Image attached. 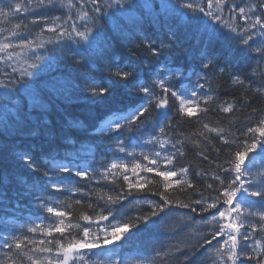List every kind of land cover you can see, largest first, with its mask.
Segmentation results:
<instances>
[{"label":"trees","instance_id":"1","mask_svg":"<svg viewBox=\"0 0 264 264\" xmlns=\"http://www.w3.org/2000/svg\"><path fill=\"white\" fill-rule=\"evenodd\" d=\"M108 2L110 0H99L102 10L103 5ZM154 2L159 3L160 0ZM172 2L176 3L178 0ZM262 2L264 0H228V5L241 4L242 7L248 8ZM17 3L30 7V11L0 15V32L3 30L5 33V36L2 33L0 37L5 38L4 41L0 40V44H11L10 40L16 36L32 38L33 43L31 47L11 44L12 47L0 51V81H3L0 85V262L8 264L11 259H19L23 264H31L28 256L40 260H44L45 257L56 259L57 242L70 237L68 232H65L63 237L57 232L47 234V228L56 224L55 217L53 218L46 210L42 212L38 207L40 202L53 203V207L58 210L70 211L71 216L64 217L65 224L79 222L81 227L87 226L89 222L79 221V216L86 213L95 218L99 210L104 208L105 202L100 199L102 196L116 197L122 192L127 195L128 181L123 179V176L127 175L133 183L139 179L145 184V188L142 191L132 189V195L123 201L125 208L122 211L125 212L126 219L147 214L151 206L146 201L150 200L155 204L161 202V197L156 193L163 190V178L156 172H147L146 167H155L157 171H177L178 175L172 178L174 181L181 179L179 169H188L186 179L190 181L192 187H180L174 183L165 193L170 199L183 203L201 199L215 202L222 187L215 177H221L225 185L233 178V174L225 172L224 169L229 168V162L234 159V152L242 148L243 141L245 139L251 141V136L244 135L246 129L255 127L260 119H264V95L247 87L250 80L253 82V89L259 87L260 82L264 80V61L260 60L258 54L252 53L254 58L243 62L229 57L235 66L220 72L219 68L225 66L227 45L223 41H217L209 50L220 57L218 66L201 71L197 57L204 45L203 29L197 31L195 27L188 26L187 17L178 11L170 9L165 14L158 9L138 8L134 10V16L142 17L145 21L143 31L136 28L134 19L120 14L112 16L111 19L106 16L95 20L93 35L96 29L101 30V35L87 54L93 59V63L89 64L86 63V56L78 54V50L86 48L88 42L81 41L77 44L79 38L73 39L68 35H62L61 29L71 32L73 22L80 31L84 30L82 27L84 23H87L88 27H93L90 21L77 19L81 11L89 12L90 16H98L92 11L91 0H72L75 6L71 8L68 7V0H53L54 6L47 5L45 0L44 7L36 6V0H32L31 4L29 0H0V5L5 7V13L9 12L8 7ZM228 5H225L223 19L233 24L237 32L243 35L241 30L248 25L238 12L230 13ZM107 11L110 13L112 10ZM254 11L261 15L262 10L258 7ZM248 15L251 22L252 13L249 12ZM57 17L59 19H56ZM16 25L20 27L17 28ZM169 26L176 31L181 43L180 50L173 56L174 62L185 67L188 73V79L183 81L182 87L198 93L196 98H188L199 100L202 96H212L213 99L207 103L199 100L196 114L191 117L177 114V107L174 106L171 126L165 128L163 134L158 130L146 128L142 130L143 134L133 132L119 137L124 141V146L130 145L138 134L170 141L168 143L170 155L175 154V160L172 165L157 167L151 164V160L143 159L141 153L120 152L116 130L108 129L107 122L114 118V113L120 114L118 110L122 109L126 113L139 106V103H132L135 97L118 88L113 97L93 100L87 97L83 89L90 76L101 74V65L108 57H99L95 52L97 49H104L106 42L112 43L108 50L111 56L122 63L137 64L147 69L150 67L151 57L136 45H140L141 40L147 37H151L154 45L161 41L166 43ZM114 27L117 30H114ZM51 28H56V31H51ZM6 30L11 33L10 37L6 36ZM250 31L258 32L259 29ZM13 32L16 35H13ZM257 38L254 37V40L257 41ZM36 57H40V60L46 59L49 66L43 71H38V76L35 75L37 72H33V76L18 79L22 72H32L29 65L35 60L38 61ZM192 72L199 73L201 78L198 80L195 75H191ZM103 75H107V72ZM233 75H239L245 84H234ZM25 83L31 86L24 88ZM198 83L204 87L197 88ZM4 85H7V88ZM176 87L179 88L181 85ZM171 103L173 101L170 98ZM228 104L234 105L233 110L222 111ZM203 108H207V112H201L200 109ZM205 124L210 128L223 129L224 138L229 143L225 144L215 132H209L204 127ZM38 140L39 145L36 144ZM85 150L90 152L89 161H86L88 164L86 162L81 164L78 157ZM23 153L32 156L33 164L38 171L33 172L19 159ZM52 157L64 164L71 161L73 172L86 170L89 176L80 178L61 173L51 178L44 177L42 172L53 167L50 163ZM249 158L252 160L249 165L252 172L264 173V156L250 153ZM112 163L127 164L128 170L110 169ZM136 163L142 165V168L137 169L134 174L131 169ZM53 182L61 184L62 190L55 191L48 187ZM210 184L211 188L208 187ZM251 199L253 202L259 200L257 197ZM193 207L197 208V211L193 212L173 204L172 211L165 219L159 221L156 227L145 229L140 225L139 231L133 229L132 232L126 233L124 239L108 246L112 250L104 253L102 257L104 264H112L111 260L123 264H128L130 260L132 264H226L217 249L227 252L224 241L228 239L229 229L225 228L224 234L215 239L213 235L227 220L219 218L218 215L216 221L211 219L212 215L217 214V209L201 213L199 205L193 204ZM227 207L222 201L217 205L221 211ZM249 210L256 213L264 211V207L259 203H253ZM31 211L34 213L31 214ZM165 211L168 212V209ZM103 214L106 215L107 212ZM30 215L44 218V221L37 225L35 232L30 231L32 227L20 228L11 224L12 221L21 222V219H27ZM107 223L100 222L101 226H106ZM249 224L257 225L255 232ZM261 224H264V221H261L258 215L246 220L240 233L247 230L250 238L245 241L238 235V246L257 247L254 242L259 241V247H264ZM92 230L96 231L94 226ZM68 231L77 239L82 235L79 228ZM25 236L28 240L24 241L22 251L18 252L15 247L11 249L7 247L8 243L23 240ZM205 238L211 241L210 245L204 244ZM42 240L45 241L44 245L39 244ZM49 241L51 243H48ZM40 246L51 247L53 251L35 252L34 249ZM177 246L181 248L180 253L175 250ZM79 251L87 260L88 250ZM134 256L138 260L134 259ZM69 264H72L71 260ZM77 264L81 262L77 261Z\"/></svg>","mask_w":264,"mask_h":264},{"label":"snow or ice","instance_id":"2","mask_svg":"<svg viewBox=\"0 0 264 264\" xmlns=\"http://www.w3.org/2000/svg\"><path fill=\"white\" fill-rule=\"evenodd\" d=\"M32 3V0H29ZM93 4V13L98 14V16H90L89 12L81 11L77 19L81 21H90L93 27H88L87 23H84L82 27L83 31L77 30L76 24L73 22L71 25L72 31L68 32L66 29H61L62 35H68L70 38H79L77 44L81 41L88 42L87 47L82 51L78 50V54L81 56H86V63H93L91 56L87 54L92 50L93 43L101 35V30L96 29L95 35H93V30L95 26V20L98 18L108 17L111 19L112 16L117 14L124 15L130 19H134L136 28L139 31H143L144 23L142 17H135L134 10L138 8L145 9H158L161 13H167L170 9L180 12L182 16L187 17V25L190 27H195L197 31L203 29L202 37L204 41L203 47L199 51L197 57L199 64L198 67L203 71L204 69H209L210 67L216 68L218 66L217 62L220 57L214 52L210 51V46L215 44L217 41H223L227 45V56L225 57V66L219 68L220 72L226 71L229 67H234L232 60L229 57L234 58L237 61L243 62L247 59L254 58L252 53H257L261 61H264V2L259 5H250L248 8L238 7L234 4L228 5V0H178V2L173 3L172 0H160L159 3H155L154 0H110V2L105 3L102 6L99 0H91ZM47 5L54 6L53 0H47ZM225 5H228L229 12H238L242 19L245 20L248 25L246 28L242 29L243 35L237 32V28L229 23L227 20L223 19V13ZM36 6L44 7L45 0H36ZM72 0H68V7H74ZM259 8L262 10L261 15L255 13V9ZM107 10H112L110 13ZM10 12L30 11V7L22 6L21 4H16L10 6ZM252 13V19L248 13ZM4 11L0 9V15H5ZM56 19H59L58 17ZM70 19V18H69ZM38 22V21H36ZM15 27L19 28L20 25ZM259 29V31H250ZM227 29V31H225ZM51 31H56V28H51ZM114 30H117L114 27ZM16 35L15 32L12 33ZM167 42L161 41L159 44L154 45L151 42V37L142 39L140 45H136L138 48H142L144 51L149 53L151 57L150 67L144 69L137 64H129L126 62H121L117 58L113 57L109 53V49L112 47L111 41L106 42L104 49H97L95 55L99 57L108 58L105 63L101 65V74L99 76H90L85 83L83 91L89 99L93 100H104L113 97L117 89H123L129 96L135 97L132 101L133 104L139 103L138 107H133L130 111L126 113L121 109L118 110L120 114L114 113V118L109 120L108 129H115L117 135V146L119 151L124 152L126 148L124 147V141L119 139L121 136H125L127 133L141 132L143 129L158 130L159 133L163 134L165 128L171 126V114L172 108L177 107V114L185 116H193L196 114L197 108L199 106V100H203L205 103L213 99L212 96H202L198 99H189L187 97L196 98L198 96L197 91L183 88L182 84L185 79H188L187 69L183 66L176 65L173 59L175 53L180 50L181 43L179 42V37L172 26H169V30L166 34ZM91 37V42H90ZM254 37H259L260 40H254ZM252 42V43H250ZM32 41H24L23 44L31 47ZM258 43L259 46L253 47V44ZM12 47L11 44H0V51ZM40 60V57H36ZM30 69H36L37 64L33 63L29 65ZM15 71V69H13ZM255 71V70H253ZM107 72V75H103ZM145 73L147 75H145ZM34 73L31 71L22 72L20 78L33 76ZM36 76L39 73H35ZM191 75H195L199 80L201 77L199 73L192 72ZM233 83L238 85H244L245 81L240 78L239 75H233ZM3 81H0V85ZM172 85V86H170ZM176 85H181L177 88ZM31 85L25 83L24 88H29ZM7 88V85H4ZM197 88H203L204 85L197 84ZM247 87L254 90L260 95H264V80L260 82L259 87L253 89V82L250 80ZM159 90V92H157ZM9 95H15V93H9ZM170 98L173 103L170 104ZM127 107V106H126ZM234 105L228 104L227 107H223L222 111L231 112ZM207 108L200 109L201 112H207ZM204 127L209 132H215L217 136L228 144L229 141L224 138L223 129L210 128L207 124ZM244 135L251 136V141L248 139L243 141L242 148L234 152V159L229 162V168L224 169L227 173H232L233 178L230 179L225 185V181L221 177L216 176L215 179L222 186L220 189V195L217 197L215 202H206L205 200H195L190 203H183L179 200L170 199L165 193L172 188L173 184L180 187H192L190 181L186 179L188 169H179V176L181 179H172L178 175L177 171L164 170L157 171L155 167H146V171L149 173L156 172L159 177H162V191L156 193L161 197V202L155 204L152 201H146L151 206L150 212L147 214L133 217L131 219H126L125 212L122 209L125 208L123 201L127 200L128 196L132 195V189L137 191H142L145 188V184L141 183L138 179L133 183L127 175L123 176L125 181H128L127 195L120 193L116 197L108 195L105 197H100L104 200V208H101L95 218L89 216L86 213H82L79 216V221H88L87 226L81 227L80 223L76 224L64 223V217H70V211H60L57 208L46 206V211L50 214H54L56 217H60L58 223L52 227L47 228V234L52 235L53 232L60 233L63 237L65 232H68V237L62 238L58 241V247L56 248L57 257L55 260L50 257H45L44 260L35 258L34 256H28V260L31 264H77L80 261L81 264H104L102 259L104 253L110 252L109 245H114L116 242L124 239L126 233L132 232L133 229L137 231L140 230V225H143L145 229L150 227H156L158 222L165 219L167 215L172 211V205H178L181 208H188L191 211H197V208L193 207V204L199 205V211L209 212L211 209H217V214L212 215L211 219L213 221L217 220V215L219 218L226 219L227 222L222 225L219 230H217L213 239L222 236L224 234V229H229L228 239L224 241L227 246V252H223L221 249H217L218 254L221 255L222 259L225 260L226 264H264V247H259L260 242L255 241L254 243L257 247L248 248L247 246H238L237 236H240L241 240H248L249 234L247 230L244 233H240V229L244 227L246 220H250L253 216L258 215L261 221H264V211H259L253 213L249 210V206L253 203H259L264 207V173H253L250 164L252 160L249 158L250 153H255L264 156V119H260L255 127H248ZM148 143L153 145L165 143H170V141H165L159 139L158 137H152ZM175 147V145H172ZM257 150H259L257 152ZM157 158H160V153H155ZM143 159L147 160L149 157L144 153H141ZM19 159L25 163L30 170L33 172L38 171V169L33 164V158L28 153H23L19 156ZM164 163L166 165L173 164L175 160V154L167 155L163 157ZM246 161L248 164L246 165ZM50 163L53 165L47 171L42 172L44 177H55L61 173H68L69 175H75L80 178H87L89 172L86 170H78L73 172V168L70 166L72 164L69 161L67 164L58 162L55 157H52ZM157 160H151L152 165H156ZM123 168L125 171L128 170L127 164H117L112 163L110 169H120ZM142 165L139 163L134 164L131 171L135 174L137 169H141ZM106 171H108L106 169ZM109 174H112L109 172ZM33 188L35 185L32 186ZM51 189L55 191H61L62 185L59 183H51L48 185ZM209 188L212 185H208ZM252 197L259 198L258 201L253 202ZM227 205V209L221 211L217 208L219 203ZM79 203V201H77ZM91 207V205H89ZM168 209V212L165 210ZM107 214H103L104 212ZM235 213V216L233 214ZM163 214V215H162ZM101 221H107L106 226H101ZM93 226L96 231H93ZM249 227L256 231V224H249ZM79 228L82 235L79 239L75 235H72L69 229ZM30 231H37L34 227ZM260 231L264 232V224L260 225ZM235 233V234H234ZM130 238V237H129ZM28 240V237H24L23 240H16L14 243H8L7 247L9 249L15 247L18 252L22 251V245L24 241ZM66 240V243H65ZM229 241L231 243L229 244ZM30 243L35 244V241H30ZM45 241H40V245H44ZM48 243H51L49 241ZM204 244L210 245L211 241L205 238ZM26 246V245H24ZM203 246V245H202ZM87 249V260L85 256L80 254L79 250ZM99 250V251H93ZM176 252L180 253L181 248L176 247ZM35 252L40 253H51L53 248L51 247H36ZM159 254V253H158ZM168 253H164L167 255ZM27 255V253H25ZM95 257V259H93ZM187 260V258H185ZM4 264V262H0ZM8 264H23L22 260L11 259ZM112 264H123V262L112 261Z\"/></svg>","mask_w":264,"mask_h":264},{"label":"rangeland","instance_id":"3","mask_svg":"<svg viewBox=\"0 0 264 264\" xmlns=\"http://www.w3.org/2000/svg\"><path fill=\"white\" fill-rule=\"evenodd\" d=\"M4 8H5L4 6L0 5V9H2L4 11L5 10ZM9 8L10 7L7 8L8 11H9ZM11 13L12 12L9 11L6 14L11 15ZM15 13H18V12H15ZM6 31H7L6 36L7 37H10L11 36V33L8 32V30H6ZM2 33L5 36V33L2 30V32H0V37H2L1 36V35H3ZM4 40H5V38L2 39V41H4ZM29 40L30 41H33L32 38H19V39H14V40L11 39L10 40V43L12 45H14V46H18V45L25 46L23 44V42L24 41H29ZM69 54H71V53H69ZM32 63L37 64V68L36 69H31L32 72L43 71L46 66H49V62L46 59H41V60H38V61L35 60V62H32ZM151 138L152 137L143 136L142 137V140L140 142H138V143H137V141H136V143L133 142L130 147H128V148L125 147V148H126L127 151H129L131 153H133V152L144 153L145 155H147L149 157V159H152V160L155 159V160H157V165L159 167L160 166V163L163 162V164H165L164 163V160H163V157L167 156V154L165 152L167 143H165L164 145H161V144H155V145H153L151 143H148V141ZM156 152H159L160 153V158H157L156 157V155H155ZM29 217L31 219H29L28 221H26L25 224H20V226H25V225H27V226H33V225H38L39 224L40 220L35 219V216H29ZM134 259L138 260V258H136L135 256H134ZM112 261L113 260H111V263H112ZM128 264H132V263L129 262Z\"/></svg>","mask_w":264,"mask_h":264},{"label":"bare ground","instance_id":"4","mask_svg":"<svg viewBox=\"0 0 264 264\" xmlns=\"http://www.w3.org/2000/svg\"><path fill=\"white\" fill-rule=\"evenodd\" d=\"M238 7H242V5L241 4H239L238 5ZM14 23H17L16 21H14V20H12ZM20 37H14L13 38V40L14 39H19ZM258 40L257 41H259L260 40V38L258 37L257 38ZM256 46H259V44L258 43H256V44H253V47H256ZM259 56V55H258ZM140 135L138 134V136L136 137V139H134V140H132V142H134V143H136V141H141L142 140V138L141 139H138V137H139ZM39 143H40V141L38 140L37 141V145H39ZM165 152H166V154L167 155H170V152H167L166 150H165ZM88 155H90V152H88L87 150H85L79 157H78V160L80 161V163L81 164H83L84 162H86V161H89L88 160ZM87 164H88V162H86ZM172 165V164H171ZM46 206H51V207H53L54 206V204L53 203H42V202H40V203H38V207L40 208V210H42V212H43V210H46ZM55 208V207H54ZM34 213V211H31V214H33ZM58 218H60V217H58Z\"/></svg>","mask_w":264,"mask_h":264}]
</instances>
